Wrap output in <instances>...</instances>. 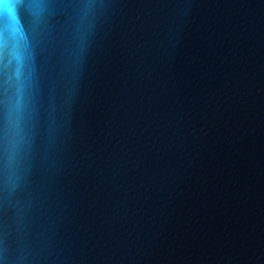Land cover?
<instances>
[{"label":"water","instance_id":"obj_1","mask_svg":"<svg viewBox=\"0 0 264 264\" xmlns=\"http://www.w3.org/2000/svg\"><path fill=\"white\" fill-rule=\"evenodd\" d=\"M0 264H264V0H0Z\"/></svg>","mask_w":264,"mask_h":264},{"label":"snow or ice","instance_id":"obj_2","mask_svg":"<svg viewBox=\"0 0 264 264\" xmlns=\"http://www.w3.org/2000/svg\"><path fill=\"white\" fill-rule=\"evenodd\" d=\"M15 5L5 4L6 28H10L15 35L19 34V25L14 11Z\"/></svg>","mask_w":264,"mask_h":264}]
</instances>
